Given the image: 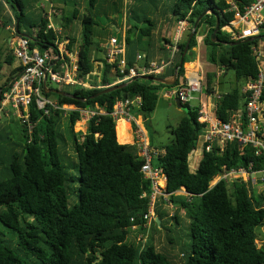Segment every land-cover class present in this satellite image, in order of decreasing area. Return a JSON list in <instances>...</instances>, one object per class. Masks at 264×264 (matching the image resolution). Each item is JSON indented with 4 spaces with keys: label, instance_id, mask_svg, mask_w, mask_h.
Wrapping results in <instances>:
<instances>
[{
    "label": "trees",
    "instance_id": "trees-1",
    "mask_svg": "<svg viewBox=\"0 0 264 264\" xmlns=\"http://www.w3.org/2000/svg\"><path fill=\"white\" fill-rule=\"evenodd\" d=\"M63 1L65 4L74 1V7L69 14H62L61 28L65 32L70 30L75 20L80 27L78 41L65 36L67 50L77 56L78 77L89 82L93 79L98 84L91 83L92 87L87 89L62 88L72 98L43 93L47 99L53 98L57 106L67 104L77 110L67 112L47 106L45 114L32 104L31 136L25 125L16 120L15 149L7 160L0 158V264H264V189L259 194H250L243 182H219L209 188L211 180L222 169L247 167L252 162L258 170L261 160L254 157L250 147L244 148L245 153L241 155L237 144H231L221 156L204 153L196 171L191 172L188 159L202 125L197 122V109L189 106L184 107L187 115L172 130L173 139L164 154L155 157V164L152 160V165L162 169L167 179L169 200L158 199L154 208L155 216L161 221L159 224L152 221L153 235L145 243L131 240L135 230L148 231L144 228V217L149 209L150 182L141 172L144 160L134 152V146L127 144L131 143V133L128 132V140H121L116 122L110 116L117 102L134 101L136 97L141 98V105L137 108L131 104V115H150L156 108L158 92L184 81V64L193 61L191 49L202 30H207L205 44L209 63L223 71V75L232 72L235 82L242 86L256 76L252 49L264 44V24L254 40L234 41L222 30L234 17L226 0H130L125 35L127 69L134 65L135 55L139 53L135 52L138 40L152 38L159 17L170 18L169 23L187 19L189 28L185 37L176 43L177 52L170 71L158 76L163 79L172 77L178 68L195 20L205 10L210 12L198 24L174 86L136 78L122 89L98 95L115 79L111 76L115 75L112 74L115 65L107 64L104 59L96 60L102 63L100 80L93 77L96 62L93 53L102 51L96 40V30L103 28L98 20L101 16L108 19V14L115 15L122 10L117 4L87 0L81 12L76 0ZM233 1L242 9L254 0ZM0 2L11 9L14 29L29 39L30 49L45 51L54 47L56 34L47 29L48 21L41 9L33 12L28 0ZM106 3L111 13L104 12ZM216 17L219 20L217 38L238 44L210 41ZM21 28L26 32H21ZM160 42L171 43L166 39ZM4 67L9 71L0 84L2 92L22 70L19 65L14 66L12 55L2 56L0 52V77ZM215 75L207 73L210 94L214 93ZM240 88L235 86L215 101L219 119L226 120L229 110L242 104ZM91 105H97L103 113L90 117L84 133H74L73 127L80 115L78 109L88 110ZM63 120L67 123L69 138L62 129ZM68 139L74 154L70 165L64 163L61 153ZM73 184L77 201L71 203ZM181 190L185 195H176ZM167 202L179 205L184 218L179 211L162 214L159 206L165 207ZM159 228L165 234L164 248L154 244V234L160 236L162 232ZM176 249L178 254H174Z\"/></svg>",
    "mask_w": 264,
    "mask_h": 264
},
{
    "label": "built area",
    "instance_id": "built-area-1",
    "mask_svg": "<svg viewBox=\"0 0 264 264\" xmlns=\"http://www.w3.org/2000/svg\"><path fill=\"white\" fill-rule=\"evenodd\" d=\"M43 1L48 4L51 2V0ZM226 2L234 17L222 30L228 33L234 41L259 36L264 24V0H254L249 6L242 9L233 0H226ZM51 9L52 5H50L49 12ZM49 12L44 10L43 15L48 21L47 29L56 34L54 47L45 51L30 49L27 37L20 34L19 37L16 36L13 53L22 70L0 95V119L7 110H10L21 124L25 125L29 136L33 133V124L30 121L32 104L37 110H43L45 114L48 113L47 106L64 110L63 107L57 106L44 96V84L46 88H50L49 84L56 85L60 90L62 88L87 89L92 87L78 77L77 56L67 50L68 39L63 37L62 28L52 23ZM176 27L175 43L171 46L170 55L167 58L143 63L142 54L136 53L134 65L129 69H127L125 40L111 37L105 48L104 60L107 64L115 65L113 71L116 79L109 86L128 83L139 77H158L163 74L175 59L176 43L182 39L189 28L187 19L178 21ZM13 32H16L14 24ZM252 53L257 66L256 76L242 85L240 89L242 104L236 109L229 110L226 120H221L217 116L215 101L220 99L221 94L216 92L215 88L213 94L207 92V72L204 70L194 69L185 72L184 81L164 93L167 98L178 99L183 107H191V103H195L192 108L197 109V122L202 125V132L196 140V144H200V152L194 148L189 155V159H192L194 164L198 162L199 165L204 153L221 156L231 144H237L241 155L245 153L244 148L250 147L254 157L261 160V168L258 170L254 169L255 164L252 162L247 167L222 169L211 180L210 189L219 182L226 184L243 182L247 185L250 194H253L254 191L255 194H259L264 189V46L259 44L252 49ZM222 75L223 71L218 70L216 76ZM131 104L138 108L141 105V98L136 97L134 101L127 99L117 102L110 116L115 122L120 120L130 122L132 117L129 107ZM137 127L134 140L137 155L144 160L141 172L144 178L150 182L149 195L143 194V197L147 196L149 199L148 214L144 217L146 221L144 228L149 230L150 223L157 219L154 214L157 200L168 199L167 179L162 169L152 165L153 158L159 152L155 149L151 151L138 124ZM133 229L136 228L133 227ZM140 242L144 243L143 239Z\"/></svg>",
    "mask_w": 264,
    "mask_h": 264
},
{
    "label": "rangeland",
    "instance_id": "rangeland-1",
    "mask_svg": "<svg viewBox=\"0 0 264 264\" xmlns=\"http://www.w3.org/2000/svg\"><path fill=\"white\" fill-rule=\"evenodd\" d=\"M102 1H106L112 5L114 4H117V6L120 5L122 12L115 14L116 16H113V18L115 17V19H121L119 18L120 15H122V18H124V14L126 15L128 11L129 3H130V0H102ZM28 2H30V8L32 9V11L37 12V13L39 12L40 9L42 11L46 10L47 12H49L50 5H52V9L50 10L48 14H50L52 23L57 27L58 26L61 27L60 23H63L61 21L62 14H65V13L69 14L72 8L74 7L73 6L74 1L69 2L68 4H65L63 0H51L50 4L44 2L43 0H28ZM76 2H77V7H79L80 11L82 12L83 8L87 5V0H76ZM0 5H1L0 6V52L2 56H5L6 54V55H12L14 57L13 43H14L15 37L16 36L19 37L20 35L16 32H13V24L15 21V17L11 9L8 7V5L1 4V2H0ZM41 5L43 6V8ZM105 6L106 7L104 8V12L111 13L110 7L107 6V3L105 4ZM98 21L99 23L101 22V24H105L107 22L104 16H101L100 20ZM176 26H177V23H175V27ZM21 32L24 33L26 31L24 30V28H21ZM185 34L186 32L184 33L182 38L185 37ZM62 35L63 37L67 35L69 37L71 36L79 37L80 27H79L78 21L77 20L74 21V24L73 26L71 25L70 30L65 32L64 29H62ZM164 36H167L166 33L164 34ZM173 39L174 38H171V36L169 37V40L172 43L175 42V39L174 40ZM261 46H264V44L261 43ZM191 50L194 52L195 50L197 51V48H195L194 46ZM199 55H200V61L205 67V71L207 73L216 74L218 69H216L215 67L212 68L207 64V61L205 59V52L200 51ZM15 63H18V62L14 57V65ZM188 67H191V66H189V64L187 63L184 64V70H187ZM96 69L97 70L95 71L99 72L100 67L97 66ZM8 71L9 69L7 67L3 68V71L0 77V84L4 82L6 75L8 74ZM112 74H114V72ZM111 76H114V75H111ZM89 80L92 84H98V83H95L93 79H89ZM235 86L242 87L241 83L235 82L234 75L230 71L226 72V74L219 76V77L215 75V77L213 78V87L215 88V91L218 92L219 94H225L229 92L230 90H232ZM49 87L60 90L59 87L53 84L52 85L49 84ZM168 89L170 88H162L158 92V100H157L156 108L150 115L148 116L147 115L144 116L142 114H138L136 116L133 114L131 115L132 118L130 120V128L132 131L131 136L133 135V137L131 139V143H127V144L134 146V152L136 154H137V147L135 145L136 143L134 140V135L138 129L137 124L141 127V122L139 118H137L138 116H141L142 118V126L146 130V134L148 137V144L150 146L151 151L155 149L160 154L161 153L164 154L165 147L169 145L173 139V136L171 133L172 130L175 129L178 126L179 121L187 115L186 108L184 107L178 108L177 105L175 104L174 98L165 97L164 93L167 92ZM64 90H70V88H64ZM52 100L53 98L51 99V101ZM52 102L56 103L55 101H52ZM194 105L195 103H191V108ZM62 107L64 108V111H67V112L77 110L76 108L71 107L67 104ZM78 110L80 112L79 119L73 127V132L76 134L85 132L86 127H87V121L92 115L97 114V113H103L102 111L98 110L97 105H91L88 111L84 109H78ZM63 118H65V116H63ZM15 120H18V119L15 118ZM133 124L135 125V127L133 126ZM62 129L64 133L66 134V137H68L67 123L64 120L62 121ZM12 130H14L13 132H15L16 127L13 126ZM9 138L10 136H6V135H3L0 137V158L2 159L7 157L9 153H13L12 150L11 152H9V149H10ZM195 150L197 152H200L199 143L196 144ZM61 153L63 154L62 157L64 159V163L67 165H70L73 161V156H74L70 139H68L67 145L64 147V150L61 151ZM155 160L156 158H154L153 160L154 164L156 162ZM192 161H193L192 159H189V168L191 171H194L198 167V162L194 164ZM68 170L72 173L74 172L71 167H69ZM72 188H73L72 193L70 195L71 203L77 201V196L75 193L76 185L73 184ZM253 194H255V191L253 192ZM166 209H168V213L174 212V209L172 208V204L170 202H167ZM151 223L150 225H152ZM0 229H1V225H0ZM259 231H262V230H259ZM150 234L153 235L152 229H149L148 231L141 232V233H138V231L135 230L133 233H131L130 237H131V240L135 239L136 242H140V240L143 239V242L145 243V241L151 236ZM164 236L165 234L163 231L160 233V236L157 233L154 234V238H155L154 244L156 245L157 248H164L163 246H166V242H165L166 239ZM259 244H260V241H259ZM174 252H175L174 254L176 253L178 254L177 249Z\"/></svg>",
    "mask_w": 264,
    "mask_h": 264
},
{
    "label": "crops",
    "instance_id": "crops-1",
    "mask_svg": "<svg viewBox=\"0 0 264 264\" xmlns=\"http://www.w3.org/2000/svg\"><path fill=\"white\" fill-rule=\"evenodd\" d=\"M113 16H116V15L108 14V19H106L107 22L105 24H101V26H103V28L101 27L100 29L96 30V32H97V37H96L97 39L96 40L98 41L99 48L102 51L98 52V53H93V59H95V61L104 59V49L107 47L108 40L111 37H116L119 40H125V35H126V30H127V20H126L127 13H126V15L124 14V18H122V15H120L119 18H121V19H115V17L113 18ZM169 19L164 18V17H159L158 23H157V28H155V31L152 35V38L151 39L141 38L138 40V43L136 44V51L135 52H139L142 54V56L144 58L143 63H147L150 61H159V60L167 58L170 55L171 44L173 45V43H175V42L172 43L170 41L171 39L169 40V37L171 36V38L176 39L175 32H176L177 27H175L174 22L169 23ZM73 24H74V22H73ZM73 24H72V26H73ZM165 33L167 36H164ZM206 36H207V30H202L196 36L195 48H197V51L196 50L194 51L193 61L187 63L191 67H188L187 70H185V72H188V70H194V69H201V70L205 71V67L203 66L202 62L200 61V55H199L200 51L205 52V59L207 61V64L210 67L214 68V66L211 65L208 61V46H206V44H205ZM74 37L77 41L79 40V37H77V36H74ZM163 39L169 40V42H171V43L170 44H166V43L161 44L160 41ZM73 48L76 50L77 44H75L73 46ZM131 51L134 52V50H131ZM17 65H18V63H15L14 66H17ZM97 66L100 67L99 72L95 71V70H97L96 69ZM170 68H171V66L168 67L163 72V74L168 73L170 71ZM102 71H103L102 63L99 61H96L94 63L93 76L95 77V79L97 81L100 80L101 75H102ZM112 72H114V71L112 70ZM114 78L116 79V76ZM170 78H172V77H168V79H170ZM86 83H87V85H89L91 87V82L86 80ZM15 118L16 117H15L14 113L11 112L10 110H7L6 113L3 114L1 119H0V136H3V135L10 136V138H9V145H10L9 152H11V150L13 152V147H14L13 144H15V142L17 141V134H16V132H13L14 130H12L13 126L16 127ZM137 118H139V120L141 122V127L139 126V129L142 132V136L145 140L148 141L146 130L142 126V118H141V116H138ZM116 125H117V122H116ZM16 129H17V127H16ZM15 131H17V130H15ZM127 131L132 134L130 127L128 128ZM132 137H133V135H132ZM14 149H15V147H14ZM10 154H12V153H9V155ZM7 158H9V156L5 157L4 160H7ZM176 195H185V193L183 190H181V191L177 192ZM172 208L174 209V212H176V213L179 211L178 213H179L180 217L182 219L184 218V213L181 210H179L180 209L179 205H172ZM159 209H160V212L162 214L168 213V209H166V206L165 207L159 206ZM162 219H164V218H162ZM156 220H158V222H157L158 224L161 221L159 218L155 219V221ZM159 231L161 232L162 230L159 228Z\"/></svg>",
    "mask_w": 264,
    "mask_h": 264
},
{
    "label": "water",
    "instance_id": "water-1",
    "mask_svg": "<svg viewBox=\"0 0 264 264\" xmlns=\"http://www.w3.org/2000/svg\"><path fill=\"white\" fill-rule=\"evenodd\" d=\"M210 11L209 10H205L194 22L192 28H191V31L190 33L188 34V38H187V41H186V44H185V47L183 49V52L180 56V59H179V65H178V68H180V66L183 64V60H184V57L186 56L187 52H188V49H189V43L192 39V37L194 36L195 34V31L198 27V24L200 22V20L202 19V17L206 14H208ZM218 29H219V20L218 18L216 17V25H215V29H214V32L210 35V41L213 42V43H222L224 45H235V44H238L237 42L236 43H230V42H223V41H220L218 38H217V32H218ZM255 38H248V39H245L243 40V42H250L252 40H254ZM178 68L175 69L174 71V74L172 76V78L170 79H163V78H159V77H154V76H146V77H139L138 79H145V80H150L152 82H155V83H159V84H163L165 86H174L176 81H177V71H178ZM136 79V78H135ZM133 79V80H135ZM129 83V82H128ZM128 83H123V84H118V85H113V86H110L109 88H106L105 90L101 91L98 95L100 94H105V93H109V92H112V91H115V90H118V89H122L124 87H126L128 85ZM2 91L0 90V95H1ZM43 93L44 94H48V93H53V94H56V95H59V96H65V97H73L72 94L68 93V92H63L61 90H58V89H53V88H46L45 84L43 86ZM175 100V104L177 105L178 108H183V106L179 103L178 99H174ZM187 110V109H186ZM156 222H158V220H156Z\"/></svg>",
    "mask_w": 264,
    "mask_h": 264
},
{
    "label": "bare ground",
    "instance_id": "bare-ground-1",
    "mask_svg": "<svg viewBox=\"0 0 264 264\" xmlns=\"http://www.w3.org/2000/svg\"><path fill=\"white\" fill-rule=\"evenodd\" d=\"M118 135L121 140H128V128L130 127V122L125 120H120L117 122Z\"/></svg>",
    "mask_w": 264,
    "mask_h": 264
}]
</instances>
